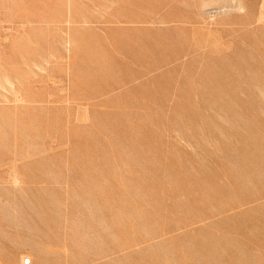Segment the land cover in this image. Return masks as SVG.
<instances>
[{
  "label": "rangeland",
  "instance_id": "obj_1",
  "mask_svg": "<svg viewBox=\"0 0 264 264\" xmlns=\"http://www.w3.org/2000/svg\"><path fill=\"white\" fill-rule=\"evenodd\" d=\"M264 264V0H0V264Z\"/></svg>",
  "mask_w": 264,
  "mask_h": 264
},
{
  "label": "built area",
  "instance_id": "obj_2",
  "mask_svg": "<svg viewBox=\"0 0 264 264\" xmlns=\"http://www.w3.org/2000/svg\"><path fill=\"white\" fill-rule=\"evenodd\" d=\"M23 264H31V261L26 260V261L23 262Z\"/></svg>",
  "mask_w": 264,
  "mask_h": 264
},
{
  "label": "bare ground",
  "instance_id": "obj_3",
  "mask_svg": "<svg viewBox=\"0 0 264 264\" xmlns=\"http://www.w3.org/2000/svg\"><path fill=\"white\" fill-rule=\"evenodd\" d=\"M25 260H23V262H24Z\"/></svg>",
  "mask_w": 264,
  "mask_h": 264
}]
</instances>
